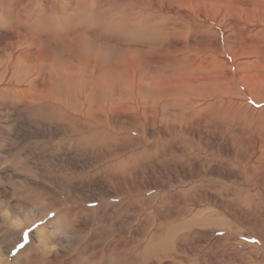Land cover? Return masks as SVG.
<instances>
[{
	"label": "rangeland",
	"instance_id": "rangeland-1",
	"mask_svg": "<svg viewBox=\"0 0 264 264\" xmlns=\"http://www.w3.org/2000/svg\"><path fill=\"white\" fill-rule=\"evenodd\" d=\"M0 264H264V0H0Z\"/></svg>",
	"mask_w": 264,
	"mask_h": 264
},
{
	"label": "bare ground",
	"instance_id": "bare-ground-1",
	"mask_svg": "<svg viewBox=\"0 0 264 264\" xmlns=\"http://www.w3.org/2000/svg\"><path fill=\"white\" fill-rule=\"evenodd\" d=\"M98 137H100V136H98ZM102 140V139H101ZM97 141V140H96ZM101 142V141H100ZM102 142H103V140H102ZM212 172V171H211ZM199 175V174H198ZM117 178V177H116ZM185 178V177H184ZM187 179V178H186ZM218 196V195H217ZM212 197V196H211ZM217 201V200H216ZM219 201V200H218ZM212 203V202H211Z\"/></svg>",
	"mask_w": 264,
	"mask_h": 264
}]
</instances>
